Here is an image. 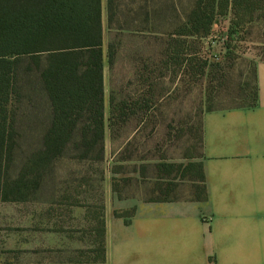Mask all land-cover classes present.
I'll use <instances>...</instances> for the list:
<instances>
[{"label": "rangeland", "instance_id": "1", "mask_svg": "<svg viewBox=\"0 0 264 264\" xmlns=\"http://www.w3.org/2000/svg\"><path fill=\"white\" fill-rule=\"evenodd\" d=\"M192 1L153 0L147 7L143 0H117L110 19L103 0V156L98 148L84 153L76 134L40 169L39 188L28 200L2 202L0 264H97L100 220L116 197L196 195L180 165L202 155L204 110L251 101L256 63L264 59V0H255L252 14L218 15L208 36L184 45L182 57L194 58L192 63H180L169 42ZM30 78L37 81L33 73ZM35 84V102L19 105L13 175L48 123L45 93ZM161 162L180 170L161 172Z\"/></svg>", "mask_w": 264, "mask_h": 264}, {"label": "trees", "instance_id": "2", "mask_svg": "<svg viewBox=\"0 0 264 264\" xmlns=\"http://www.w3.org/2000/svg\"><path fill=\"white\" fill-rule=\"evenodd\" d=\"M151 1L143 0V4L148 7ZM116 2L107 0L110 19ZM254 4L255 0H193L183 23L171 33L169 43L173 58L180 63L181 58L192 63L194 58L182 57L187 54L183 47L188 41L208 36L218 15L252 14ZM103 13V0H0V209L4 201L28 200L39 188L40 169L58 158L76 134L78 148H83L84 153L98 148L99 158H102L106 124ZM32 73L37 81L30 78ZM35 82L45 93L48 123L38 143L24 156L13 175L11 167L21 135L17 126L19 105L35 102L30 98L36 91ZM257 97L256 84L249 104L240 106H255ZM210 110L213 108L204 112ZM201 141L203 146V135ZM180 166L184 176L190 175L196 189V195L190 199L205 200L202 162L190 161ZM180 166L166 162L157 164L159 171L168 174L180 170ZM169 186L173 189L176 184L170 182ZM172 199L179 198L147 200ZM134 211V208L116 210L115 214L129 222ZM105 236L106 224L102 218L97 235L99 262L106 259Z\"/></svg>", "mask_w": 264, "mask_h": 264}, {"label": "crops", "instance_id": "3", "mask_svg": "<svg viewBox=\"0 0 264 264\" xmlns=\"http://www.w3.org/2000/svg\"><path fill=\"white\" fill-rule=\"evenodd\" d=\"M256 84L255 106L203 114L207 198L116 197L105 212L106 259L97 264H264V59ZM132 208L129 222L115 214Z\"/></svg>", "mask_w": 264, "mask_h": 264}]
</instances>
